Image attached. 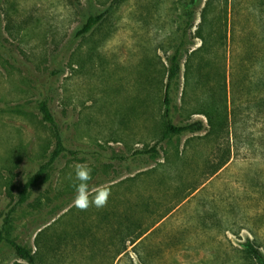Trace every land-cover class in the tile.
<instances>
[{"label": "rangeland", "instance_id": "rangeland-1", "mask_svg": "<svg viewBox=\"0 0 264 264\" xmlns=\"http://www.w3.org/2000/svg\"><path fill=\"white\" fill-rule=\"evenodd\" d=\"M104 10L101 25L75 37L89 12ZM180 13L179 0H0V264H27L8 241L30 246L36 264H245L246 241L264 254V104L250 109L256 116L240 106L231 126L215 87L224 67L229 96L222 47L205 54V85L185 87L181 74L170 91L171 122L201 120L204 130L162 137L165 54ZM212 91L210 129L198 113ZM81 163L92 168L90 193L110 186L105 207L74 206Z\"/></svg>", "mask_w": 264, "mask_h": 264}, {"label": "trees", "instance_id": "trees-1", "mask_svg": "<svg viewBox=\"0 0 264 264\" xmlns=\"http://www.w3.org/2000/svg\"><path fill=\"white\" fill-rule=\"evenodd\" d=\"M114 1L117 3L119 0ZM199 1L179 0L181 26L177 42L172 53L165 54L167 67L165 68L166 82L162 99L165 120L163 138L195 134L204 130V123L201 120L178 125L171 122L170 91L172 84L180 79L181 74L185 87L191 85V82H195L196 85H205L210 79L209 73L205 72L206 67L210 65L209 60L205 59V54L220 49V47L224 49L225 54H228L229 96L222 93L226 91L227 85L223 66H221L223 70L215 76V80L217 79L215 87L221 92L225 103L226 100L227 103L229 102L231 126L235 127L237 123L240 106L251 104V108H245L248 111L247 114L256 116L258 110L250 109H257L259 104H264V17H262L264 0H246V5L243 8L240 7V0H205L199 13L198 24L194 26L192 8ZM108 13V10L89 12L85 16L82 26L76 31L75 37L79 38L91 33L105 21ZM192 29L194 31L191 34ZM190 38L199 40L200 46L197 49L189 48ZM215 95H217L215 91L210 92L208 99L211 101H204L198 113L204 117L210 129L215 127L217 117L213 103ZM38 109L42 119L48 124H53L47 102L41 101ZM224 122L227 123V117L224 121L222 117L218 119L220 127ZM228 161L227 158L221 162L216 172L221 170ZM39 178L40 172L27 182L21 192V201L25 199L27 189L32 187ZM147 232L140 234L131 242L132 248L137 246L141 237ZM147 237L145 236L144 240ZM3 239V232L0 230V243ZM8 244L17 259L27 264H36L35 253L30 246L20 245L14 241H8ZM122 254L126 255V248L116 252L115 259ZM241 254V259L245 264H264V254L250 241L243 244Z\"/></svg>", "mask_w": 264, "mask_h": 264}, {"label": "clouds", "instance_id": "clouds-1", "mask_svg": "<svg viewBox=\"0 0 264 264\" xmlns=\"http://www.w3.org/2000/svg\"><path fill=\"white\" fill-rule=\"evenodd\" d=\"M75 195L74 206L81 211H86L89 207L102 208L107 205L111 195L110 186H100L95 193H90L89 182L92 180V168L86 163L77 164L74 168Z\"/></svg>", "mask_w": 264, "mask_h": 264}, {"label": "crops", "instance_id": "crops-1", "mask_svg": "<svg viewBox=\"0 0 264 264\" xmlns=\"http://www.w3.org/2000/svg\"><path fill=\"white\" fill-rule=\"evenodd\" d=\"M152 229H153V227H151L150 229L146 230V231H148V232L144 235V237H145V236L147 237L148 235H150L151 232L153 231ZM146 231H145V232H146Z\"/></svg>", "mask_w": 264, "mask_h": 264}]
</instances>
